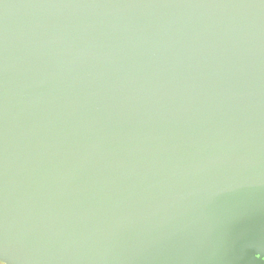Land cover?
I'll use <instances>...</instances> for the list:
<instances>
[{
    "label": "water",
    "instance_id": "95a60500",
    "mask_svg": "<svg viewBox=\"0 0 264 264\" xmlns=\"http://www.w3.org/2000/svg\"><path fill=\"white\" fill-rule=\"evenodd\" d=\"M257 255L264 0H0V258Z\"/></svg>",
    "mask_w": 264,
    "mask_h": 264
},
{
    "label": "flooded vegetation",
    "instance_id": "af4514ba",
    "mask_svg": "<svg viewBox=\"0 0 264 264\" xmlns=\"http://www.w3.org/2000/svg\"><path fill=\"white\" fill-rule=\"evenodd\" d=\"M256 260L257 264H264V257L257 255Z\"/></svg>",
    "mask_w": 264,
    "mask_h": 264
},
{
    "label": "snow or ice",
    "instance_id": "6c2138e0",
    "mask_svg": "<svg viewBox=\"0 0 264 264\" xmlns=\"http://www.w3.org/2000/svg\"><path fill=\"white\" fill-rule=\"evenodd\" d=\"M4 262H6V264H7L6 259H4V258H0V264H4Z\"/></svg>",
    "mask_w": 264,
    "mask_h": 264
}]
</instances>
